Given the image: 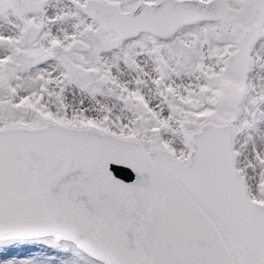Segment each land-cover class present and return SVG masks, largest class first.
<instances>
[{"label":"snow or ice","instance_id":"1","mask_svg":"<svg viewBox=\"0 0 264 264\" xmlns=\"http://www.w3.org/2000/svg\"><path fill=\"white\" fill-rule=\"evenodd\" d=\"M0 264H264V0H0Z\"/></svg>","mask_w":264,"mask_h":264}]
</instances>
